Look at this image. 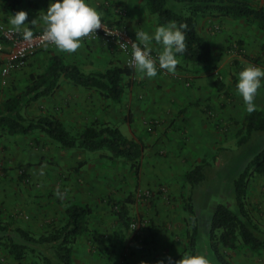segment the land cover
Masks as SVG:
<instances>
[{"label":"rangeland","instance_id":"obj_1","mask_svg":"<svg viewBox=\"0 0 264 264\" xmlns=\"http://www.w3.org/2000/svg\"><path fill=\"white\" fill-rule=\"evenodd\" d=\"M134 1L144 7L149 15L152 14L148 11L144 0ZM248 1L254 6L264 4V0ZM102 2L108 8H116L125 3L124 0H102ZM48 4L49 0H21L11 7L7 2L0 0V22L10 25L8 17L15 11L24 9L28 13L25 23L29 28H40L45 26L42 15ZM101 18L105 16L102 15ZM114 18L108 17V20ZM34 19L36 23L32 24L31 21ZM238 26L243 27L241 24ZM200 31H202L201 27ZM214 33V35L209 34V39L217 67L212 72L203 70L201 65L192 66V69L197 72H209V78H219L220 81L222 78L225 79L224 85L219 89L224 96L217 104L219 107L227 105V112L234 111V108L241 109L236 113L241 116L245 106L236 91L238 72L249 63L264 67V37L261 38V35L255 31L247 34L228 28L224 37L218 31ZM91 44L94 45L84 43V47L88 50L86 56L79 54L63 56L76 62L85 72L104 70L113 63L122 64V60L116 57V51L110 45L101 41ZM93 48L96 52L94 55L89 53ZM102 49H105L109 55L103 56ZM57 50L59 49H46L34 58L16 65L9 73L6 83L0 82V107L6 97L24 89L31 74L41 73L48 56L59 53ZM60 80L63 85L57 89L59 92L85 90L78 85H74L75 87L69 85V82L63 78ZM135 82L132 80L129 86H125L121 101H111L119 105L125 113L129 109L127 91H131L134 85L143 86L145 83L141 80ZM53 94L28 102L21 107L22 114L27 117L55 116L63 121L72 134H76L91 122L105 121L95 117L79 122L80 118L75 119L71 116L68 108L62 104L63 100H53ZM219 95L220 93L216 95L217 99ZM254 103L256 107L264 109V80L257 90ZM241 124L240 118L236 119L234 115L227 113V135H225L227 146L223 147L236 146V139L242 131ZM258 143L262 144L264 141L261 139ZM218 147H209L207 154H204L201 160L212 161V156L216 154ZM108 154L106 150L61 148L39 131L30 135L1 136L0 223L17 225L38 234L46 231L52 223L58 224L63 219V211L68 203L86 199L93 206L94 213L88 219V230L80 235L74 245V264H142V262L156 264L158 260H166L168 256L178 259L181 253L188 251V239L193 223L192 214L183 208V200L188 193L178 192L175 189L180 183L183 189L185 181L172 178L166 180L164 176L155 172L157 181L150 183L153 177L151 171L147 170L150 164L145 159V155L139 173L135 174L127 163L121 162L120 159L113 161L107 157ZM165 165L167 164L162 162L155 167L161 172ZM94 173L96 176H93ZM89 175L90 179L87 177ZM160 178L165 180L162 181ZM57 188L65 193L63 198L56 196ZM96 192L98 195L94 197ZM115 201H121L126 206V221L119 219L114 212L116 206L119 207V203ZM114 205L116 206L112 208ZM246 206L252 219L264 229L262 214L264 211L263 209L258 211L259 208L264 207V161L257 163L253 168L248 183ZM130 222H135L134 228H130ZM220 249L232 264H264V249L260 252H252L240 240L234 248L220 246ZM199 253L206 256L202 246ZM0 264H42V262L32 254L17 261L0 245Z\"/></svg>","mask_w":264,"mask_h":264},{"label":"trees","instance_id":"obj_2","mask_svg":"<svg viewBox=\"0 0 264 264\" xmlns=\"http://www.w3.org/2000/svg\"><path fill=\"white\" fill-rule=\"evenodd\" d=\"M3 1L14 7L21 0ZM144 2L148 11L154 14L157 25L172 21L177 25L181 22L187 24L186 49L176 56L191 66L201 65L205 71L212 72L217 65L213 60L210 40L197 31L198 17L244 19L264 36V4L254 6L248 0ZM116 9L115 16L118 17ZM123 20L114 21L124 25ZM133 75L134 67L129 64H112L104 70L85 72L77 63L69 62L58 54H51L41 73L31 74L21 92L6 97L2 102L0 137L30 135L39 131L61 148L106 150L109 159H120L138 174L145 145L141 141L127 138L117 126L106 121L91 122L72 134L63 121L55 116L27 117L21 112V107L28 102L52 95L60 86L61 77L73 85L93 89L104 99L119 102L125 86L132 83ZM214 81L221 88L223 83L219 78ZM241 128L234 148L218 147L212 161L201 160L182 174L183 180L189 185L183 208L193 217L187 250L199 253L202 246L210 264H232L220 246L234 248L238 240L252 252L264 249V229L252 219L246 206L253 168L264 161V143H258L261 139L264 141V109L256 107L254 111L246 112ZM121 201H115L119 207L114 205L112 208L117 207L114 212L124 221L127 218L126 206ZM63 212L64 217L58 224L52 223L46 231L38 234L17 225L0 223V245L17 261L32 254L42 264H74V245L80 235L88 230V219L94 213V208L88 202L71 201Z\"/></svg>","mask_w":264,"mask_h":264},{"label":"crops","instance_id":"obj_3","mask_svg":"<svg viewBox=\"0 0 264 264\" xmlns=\"http://www.w3.org/2000/svg\"><path fill=\"white\" fill-rule=\"evenodd\" d=\"M124 1L125 5H120L127 8V17L123 21L124 27L130 36L135 39V31L151 33L157 26L154 14L149 15L145 8L134 0ZM90 3L96 6L106 19L115 17L113 21L117 20L115 12L113 13L116 8H108L102 0H90ZM238 24L243 27H239ZM200 27L202 31H200ZM40 28L34 27L36 30ZM196 28L199 34L208 39L209 34L214 35V32L217 33V31L224 37L227 34V28L240 30L242 33L246 32L247 34L252 31L259 33L254 26L246 23L244 19L198 17ZM260 35L261 38L264 37L262 34ZM135 41L139 42L138 38ZM96 42L98 41L81 40V45L76 51L69 53L59 49L57 54L62 56L63 59L66 58L63 55L79 54L86 56L88 50L84 47V43L91 46L94 45L91 43ZM151 47L152 55L155 57L159 45L153 42ZM53 48L58 49L56 46ZM46 49L51 48L40 50L32 58ZM115 51L116 57L122 60L121 63H126L125 54ZM89 53L94 55L96 53L95 49L93 48ZM101 53L105 57L109 55L105 49H102ZM2 57L3 54H0V58ZM65 60L72 62L68 58ZM177 61L175 71L168 72L158 68L154 77H147L134 67L133 81L138 82L141 80L145 83L143 86L134 85L131 87V91H127L129 109L126 110V113L119 105L102 98L94 90L85 89L82 92L70 93L59 92L57 89L62 87L63 83L61 82V85L56 89L57 92L53 94V100H63L62 104L68 108L72 117H75V119L80 118L79 122L95 117L102 118L109 124L117 126L127 138L141 141L145 145L143 155L150 164L147 170L151 171L153 177L150 179V183L157 181L155 172L164 176L166 180L170 178L180 180L183 179L182 174L187 168L201 161L203 155L207 154L209 147L227 146V138H225V135H227V113L234 115L236 119L240 118L242 123L247 111H243L244 113L240 116L236 113L241 109L234 108V111L227 112V105L219 107L217 102L224 94L216 86L215 78H209V72L193 70L189 62H184L179 57H177ZM61 78L64 79V77ZM64 80L75 87L70 81ZM224 81L225 79L222 78L221 82ZM72 93L75 94L72 95ZM95 93L97 98L94 97ZM218 93L220 95L217 99L216 95ZM99 100L100 102H97ZM162 162L167 165L160 172L158 167L155 166ZM163 171H166L167 176ZM91 173H93V170ZM93 176H96V173ZM87 177L89 178L90 175ZM160 179L165 180L164 178ZM180 184H177L175 189L178 192L188 193L189 185L185 183L182 189ZM97 195L98 192L95 193L94 197H97ZM81 202L88 201L81 199ZM260 209L264 211V207L259 208L258 211ZM262 214L264 216V212Z\"/></svg>","mask_w":264,"mask_h":264},{"label":"clouds","instance_id":"obj_4","mask_svg":"<svg viewBox=\"0 0 264 264\" xmlns=\"http://www.w3.org/2000/svg\"><path fill=\"white\" fill-rule=\"evenodd\" d=\"M27 11L19 9L8 17V22L15 30L23 28L25 40H31L33 33L27 23ZM101 12L90 0H49L48 7L42 15L45 25L43 38L51 42L58 49L66 52H74L81 45V38L95 32L102 25ZM36 23V19L31 21ZM187 24L181 22L177 25L175 21L155 26L151 33L146 31H135L139 43L131 42L132 52L129 65L144 73L147 77H154L157 70L164 69L168 72L175 71L177 53L186 49ZM159 45L156 56L152 55V43ZM125 47L126 44H121ZM264 80V67L247 64L238 72L236 91L242 98L247 112L256 109L254 103L257 90L262 86ZM56 196L63 198L65 193L56 189ZM143 264V262H142ZM156 264H210L208 258L200 253L185 251L180 257L161 259Z\"/></svg>","mask_w":264,"mask_h":264},{"label":"built area","instance_id":"obj_5","mask_svg":"<svg viewBox=\"0 0 264 264\" xmlns=\"http://www.w3.org/2000/svg\"><path fill=\"white\" fill-rule=\"evenodd\" d=\"M117 19L123 20L126 16L127 10L123 6H118L116 9ZM121 18V19H120ZM102 25L96 29V33L92 32L85 37H82V41H101L107 45L112 46L115 50L122 52L126 56V64H131V42H136L135 39L130 36L125 27L114 21H107L103 18ZM44 27L33 30V36L31 40H25L23 37V28L15 30L10 25H5L0 22V54L3 57L0 58V82L6 83L11 70L18 64H21L31 59L40 50L45 48H53L54 44L46 42L43 38ZM138 43V42H136ZM121 44H126L122 47ZM134 67V66H133ZM135 222H130V228L135 227Z\"/></svg>","mask_w":264,"mask_h":264}]
</instances>
